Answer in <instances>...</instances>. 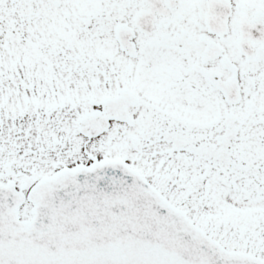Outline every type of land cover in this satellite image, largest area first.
I'll return each instance as SVG.
<instances>
[{
	"label": "snow or ice",
	"instance_id": "obj_1",
	"mask_svg": "<svg viewBox=\"0 0 264 264\" xmlns=\"http://www.w3.org/2000/svg\"><path fill=\"white\" fill-rule=\"evenodd\" d=\"M0 264H264V0H0Z\"/></svg>",
	"mask_w": 264,
	"mask_h": 264
}]
</instances>
